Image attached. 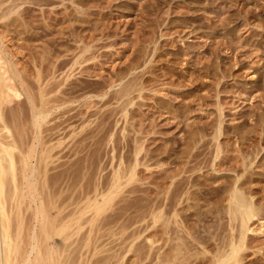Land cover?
<instances>
[{
    "label": "rangeland",
    "instance_id": "obj_1",
    "mask_svg": "<svg viewBox=\"0 0 264 264\" xmlns=\"http://www.w3.org/2000/svg\"><path fill=\"white\" fill-rule=\"evenodd\" d=\"M10 5H16L15 12L0 20L3 48L34 92L45 81L57 90L77 87L66 97L73 101L53 111L40 129L42 145L55 146L48 148L53 195L93 197L108 188L114 169L134 165L140 149L136 182L123 180L114 206L100 216L109 224L99 235L112 231L116 236L106 235L98 245L114 247L121 227L130 224L131 231L143 232L136 242L148 251L145 238L158 229L151 213L156 186L161 180L168 188L169 175L195 152L199 161L190 165L204 169L185 176L200 173L198 180L208 185L203 192L239 178L255 193L264 217V0H13L3 8ZM131 79L137 86L126 117L116 114V101L104 106L88 98ZM216 130L223 147L216 161H223L220 167L211 166ZM203 196L178 206L180 214L194 212L197 228L205 226L213 234L224 225L227 234L228 220L221 212L227 193H220L222 199ZM250 224L254 232L247 234L244 263L264 264V227L259 229L264 223L255 218ZM85 227L71 241L77 244ZM128 257L129 262L135 259L133 253Z\"/></svg>",
    "mask_w": 264,
    "mask_h": 264
},
{
    "label": "bare ground",
    "instance_id": "obj_2",
    "mask_svg": "<svg viewBox=\"0 0 264 264\" xmlns=\"http://www.w3.org/2000/svg\"><path fill=\"white\" fill-rule=\"evenodd\" d=\"M12 1L0 0V20H4L15 12L16 5L3 8L5 3L10 2L11 4ZM45 82L40 84L39 81L40 85L37 86L39 91H35V93L33 86L30 85L26 77L8 57L3 48L2 36L0 35V132L1 134L6 132L5 135L3 134L4 136L0 137L7 138L4 139L6 141L0 139V264H192L197 261L199 262L196 264H245L246 256L243 252L249 247L247 234L254 232V229L250 228V223L255 218L264 223V217L259 212L260 205L256 200L254 201L255 193L253 194L249 188L246 189L244 187L245 183H238L239 178L234 182L233 180L229 183L226 182L227 185L214 187L213 192H203L202 189H206L208 185L206 186L205 183L198 180V173L196 176H192L193 174L185 176L190 172L195 173V170L200 172L204 169L201 166L194 167V165H190L192 161V164L194 161H199L197 159L200 155L199 152H197L199 155L196 152L193 155L188 153L189 159L192 161L183 163L174 170V174L169 175L170 186L168 188H163L164 185L162 186L161 180L158 181L160 186H156L158 191L155 190L158 197L155 199V204L153 203L154 210L151 212L153 216L150 215L154 219H152L154 224H157L156 228L158 229L155 230L154 234H150L145 238L148 243L146 245L148 251L145 252L140 248L141 244L136 242L143 232L136 231V229L131 231L128 229L130 224H127V227L119 225L121 230L117 234H120V241L114 247L105 249L103 243L98 245L97 243L104 236L110 234L105 232V234L99 235V232L104 231V228L109 224V219L106 220V217L100 218V216L103 217V214L114 204L112 202L117 198L116 196H119L123 180H126V184L136 182L134 181L136 180L135 171L140 149L134 154V165L130 164L124 171L119 169L120 166L114 169L108 188L102 190L103 187H100L101 191H97V194L94 191L95 195L93 197H91L92 195L88 196V193H86L85 198H77L71 195L59 199L62 196H54L51 187L48 185V181L51 182V179H48V174H50L48 173V166L53 158L52 150L48 148L55 149V146L47 148L45 146L46 142L44 143L45 147L42 145L41 137H39L41 135L40 129H42L41 126L43 127L42 124L48 121L46 119L53 111L62 110L66 104L69 105L67 102L71 99L69 98L70 100L67 101L68 98L66 97L73 94L75 91L73 89L77 87L68 88L65 91L59 89L61 90L60 93L51 97L59 90L55 89V86L53 88L52 86L48 87L50 84L47 81ZM120 85L121 83L118 84V86ZM136 86L135 80L131 79L115 91L111 92L112 86H110L103 94L90 95L88 98H98L104 106L114 100L117 104L119 103L116 114L122 113L126 117L127 106L131 104L130 95ZM58 87L60 86L57 85ZM84 112L88 113L86 110ZM220 128L217 129L218 132H221ZM217 130L213 136V141L214 139L216 141V150L214 149L212 167H220L223 164L222 160V162H216L217 159H220V153H222L220 149L223 148L219 144ZM38 143L43 148H40L41 146L38 148ZM245 158L247 157L245 156ZM245 164L243 162L242 166H245ZM246 166L249 165L246 164ZM222 192L227 193L225 199L227 203L225 208L221 210L228 220L229 231L227 234L224 225L219 226H222L220 232L216 229L217 233L213 234H209L205 226V230L197 228L196 224L192 223L193 219H191L195 216L193 215L195 214L194 209L192 210L193 213L190 212L192 215L185 213L181 215L179 212L178 206L185 203L187 205L186 201L189 202L192 198L206 194L212 200L213 197L220 198L219 195ZM220 199H222V196ZM136 200L139 201V199ZM69 207H71V210ZM67 208L70 211H67ZM85 225H88L87 229ZM84 227L86 231L75 244L76 239L72 241L71 239L74 236L78 237ZM262 227L264 225H261L259 229ZM110 232L112 233L111 236H116L112 231ZM224 233L225 235H223ZM209 242L214 244L210 248L208 246ZM90 243L93 245L89 249ZM70 247L73 249L72 254L70 253L69 257H64L65 252L68 253L67 248ZM130 253H133L135 257L132 262L128 261V254ZM87 254L89 255L87 256Z\"/></svg>",
    "mask_w": 264,
    "mask_h": 264
}]
</instances>
